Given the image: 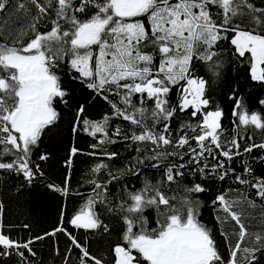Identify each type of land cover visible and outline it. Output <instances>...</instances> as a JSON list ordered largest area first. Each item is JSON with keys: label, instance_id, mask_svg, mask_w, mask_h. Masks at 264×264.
<instances>
[{"label": "snow or ice", "instance_id": "1", "mask_svg": "<svg viewBox=\"0 0 264 264\" xmlns=\"http://www.w3.org/2000/svg\"><path fill=\"white\" fill-rule=\"evenodd\" d=\"M0 264H264V0H0Z\"/></svg>", "mask_w": 264, "mask_h": 264}, {"label": "trees", "instance_id": "2", "mask_svg": "<svg viewBox=\"0 0 264 264\" xmlns=\"http://www.w3.org/2000/svg\"><path fill=\"white\" fill-rule=\"evenodd\" d=\"M256 89H246L247 93H252L248 99L255 100ZM78 178V177H77ZM58 182V181H57ZM75 187V185H74ZM18 221L29 220L34 222L39 228H46L51 223V217L55 215V207L51 202H33L32 204H22L15 208ZM205 219L207 220L208 214L205 213ZM46 253V248H45Z\"/></svg>", "mask_w": 264, "mask_h": 264}]
</instances>
